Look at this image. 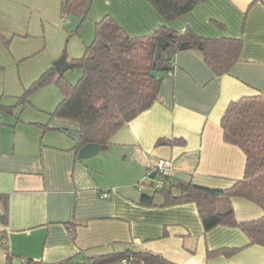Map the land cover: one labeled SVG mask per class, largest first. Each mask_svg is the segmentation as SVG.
Segmentation results:
<instances>
[{"label":"crops","instance_id":"1","mask_svg":"<svg viewBox=\"0 0 264 264\" xmlns=\"http://www.w3.org/2000/svg\"><path fill=\"white\" fill-rule=\"evenodd\" d=\"M59 2L0 0V23L10 29L22 18L12 6L34 4L54 15ZM104 16L129 37L166 26L175 32L189 28L207 39H239V58L217 76L198 50H179L171 70L160 74L157 100L89 160L77 158L78 144L62 133L79 132L76 122L22 119L15 108L0 111V218L6 215V225L0 220V264H7V255L12 264L77 263L127 249L176 264H264V247L250 244L238 227L205 231L194 202L161 205L153 182L138 187L159 160L168 163L169 178L206 189L226 190L242 178L244 152L223 140L220 121L230 102L264 95V0H204L168 24L146 0H90L82 25L87 20L95 25ZM83 41L86 47L88 37ZM161 139L166 143L157 144ZM142 193L152 196L149 203L141 202ZM227 208L239 222L262 214L241 198L220 199L217 210ZM219 249L236 250L210 255Z\"/></svg>","mask_w":264,"mask_h":264},{"label":"trees","instance_id":"2","mask_svg":"<svg viewBox=\"0 0 264 264\" xmlns=\"http://www.w3.org/2000/svg\"><path fill=\"white\" fill-rule=\"evenodd\" d=\"M168 24L195 8L204 0H146ZM62 14L72 15L82 22L87 18L90 0H60ZM159 37L163 45L155 54ZM186 43L198 50L205 64L214 75L226 74L237 62L242 43L239 39H207L191 29L175 32L166 26L141 37L127 36L110 16H104L95 24L93 41L85 47L82 57L69 61L71 68L82 70L74 85L67 84L54 67L41 74L13 106L0 101V111L10 113L15 105L29 103L28 94L54 83L62 94L51 116L76 122L79 127L81 147L88 143L107 147L111 136L122 125L149 108L156 100L163 72L171 70V61ZM155 56V58H154ZM158 79L151 77L152 65ZM25 106V105H24ZM223 140L238 146L245 155V167L241 179L226 190H211L192 185L180 179L162 177V183L150 186L154 194L163 196L161 205L194 202L205 231L217 226L238 227L250 244L264 247V95L241 97L229 103L221 121ZM159 143H166L159 140ZM153 173V171H151ZM144 183H139L141 189ZM151 195L142 193L141 202L149 203ZM241 198L257 205L261 217L239 222L231 208L217 210L220 199ZM6 204V200L4 201ZM6 225L5 211L0 218ZM236 249H219L212 254L230 255ZM7 251V250H6ZM176 264L148 251L127 249L95 256L85 262L72 263L71 259L54 264ZM7 264H12L7 255ZM21 264H43L23 259Z\"/></svg>","mask_w":264,"mask_h":264},{"label":"rangeland","instance_id":"3","mask_svg":"<svg viewBox=\"0 0 264 264\" xmlns=\"http://www.w3.org/2000/svg\"><path fill=\"white\" fill-rule=\"evenodd\" d=\"M12 8L22 15L12 23L16 33H12L8 24L0 23V27L6 30L0 33V99L7 105H14L16 98L28 91L32 83L60 57L64 56L67 61L82 57L85 47L83 37H88L86 46L89 45L95 28L89 20L81 26L79 18L62 14L60 6L54 15L47 7V17L44 8L34 4H20ZM81 75V69L70 68L62 77L67 84L74 85ZM61 98L59 88L50 83L31 91L28 94L30 104L15 105L14 114L20 113L22 119L27 117L29 120L51 119ZM57 134L62 135L61 132ZM155 181L156 178L145 177L141 182Z\"/></svg>","mask_w":264,"mask_h":264},{"label":"water","instance_id":"4","mask_svg":"<svg viewBox=\"0 0 264 264\" xmlns=\"http://www.w3.org/2000/svg\"><path fill=\"white\" fill-rule=\"evenodd\" d=\"M167 44H168L167 42H163L162 37H159L155 48V54L158 53L159 49L163 45H167ZM187 47L188 45L186 43H181L179 45L180 50H184ZM53 67L58 75H62L66 70L71 68V63L67 61L64 56H62L56 61H54ZM150 75L152 78L158 79V75L154 71V64L152 65V71ZM62 133H64L66 136H69L75 143L77 144L80 143V133L78 131L62 130ZM100 152H101V147L98 144L88 143L77 149V158H79L80 160H89L92 159L93 157L98 156ZM154 177H155V173H152L150 175V179H153Z\"/></svg>","mask_w":264,"mask_h":264},{"label":"built area","instance_id":"5","mask_svg":"<svg viewBox=\"0 0 264 264\" xmlns=\"http://www.w3.org/2000/svg\"><path fill=\"white\" fill-rule=\"evenodd\" d=\"M152 170H153V173H155V177L154 178H156V181L154 182V184H155L156 187H159L161 185V183H162V177L167 176L169 174L168 173L169 172L168 163L166 161H164V160H159ZM108 195L109 194L107 192H102L100 194V196L102 198H107Z\"/></svg>","mask_w":264,"mask_h":264}]
</instances>
